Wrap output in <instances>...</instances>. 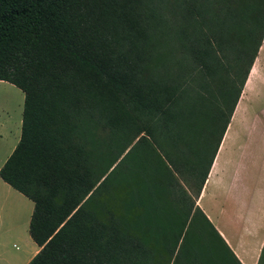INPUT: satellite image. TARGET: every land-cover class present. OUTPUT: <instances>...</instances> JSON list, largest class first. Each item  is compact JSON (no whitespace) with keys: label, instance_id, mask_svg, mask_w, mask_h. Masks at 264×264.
Returning a JSON list of instances; mask_svg holds the SVG:
<instances>
[{"label":"trees","instance_id":"obj_1","mask_svg":"<svg viewBox=\"0 0 264 264\" xmlns=\"http://www.w3.org/2000/svg\"><path fill=\"white\" fill-rule=\"evenodd\" d=\"M263 36L264 0H0L25 264H240L195 198Z\"/></svg>","mask_w":264,"mask_h":264},{"label":"crops","instance_id":"obj_2","mask_svg":"<svg viewBox=\"0 0 264 264\" xmlns=\"http://www.w3.org/2000/svg\"><path fill=\"white\" fill-rule=\"evenodd\" d=\"M15 141L1 158L0 166ZM28 201L27 223L32 208ZM195 204L240 264L257 263L264 241V36Z\"/></svg>","mask_w":264,"mask_h":264},{"label":"rangeland","instance_id":"obj_3","mask_svg":"<svg viewBox=\"0 0 264 264\" xmlns=\"http://www.w3.org/2000/svg\"><path fill=\"white\" fill-rule=\"evenodd\" d=\"M22 98L18 88L0 81V160L14 140H18ZM17 194L0 180V264H24L26 258L37 251L33 250L35 244L27 233L28 200Z\"/></svg>","mask_w":264,"mask_h":264},{"label":"bare ground","instance_id":"obj_4","mask_svg":"<svg viewBox=\"0 0 264 264\" xmlns=\"http://www.w3.org/2000/svg\"><path fill=\"white\" fill-rule=\"evenodd\" d=\"M1 83H3V82H1ZM13 121V120H12Z\"/></svg>","mask_w":264,"mask_h":264}]
</instances>
